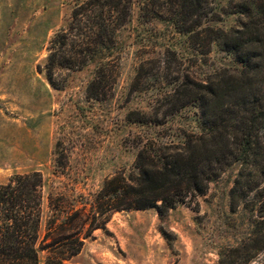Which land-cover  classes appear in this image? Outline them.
<instances>
[{"label":"rangeland","instance_id":"1","mask_svg":"<svg viewBox=\"0 0 264 264\" xmlns=\"http://www.w3.org/2000/svg\"><path fill=\"white\" fill-rule=\"evenodd\" d=\"M84 1L0 0V184L16 174H43L42 239L51 196L90 211L106 182L138 173L141 149L179 147L187 135L201 134L205 109L196 94L207 95L204 87L226 70L242 69L234 55L209 48L205 32L198 40L176 29L179 0H131L128 20L112 31L113 49L83 69L58 70L55 78L66 83L55 88L45 71L48 47ZM228 1L201 2L196 12L190 7L187 26H235L237 16L225 13ZM106 61L117 65V82L107 98H90L88 86ZM239 168L232 164L204 194L163 216L156 207L110 212L73 262L264 264V249L248 261L233 250L251 236L257 218L253 195L235 213L230 209ZM48 256L41 250L40 264Z\"/></svg>","mask_w":264,"mask_h":264},{"label":"trees","instance_id":"2","mask_svg":"<svg viewBox=\"0 0 264 264\" xmlns=\"http://www.w3.org/2000/svg\"><path fill=\"white\" fill-rule=\"evenodd\" d=\"M179 1L173 17L176 29L198 40L205 32L209 48L214 45L234 55L242 65L234 69L235 75L226 70L216 76L204 87L207 95L196 94L205 109L202 133L187 135L183 146L141 149L138 173L106 182L90 211L75 208L64 196H51L52 214L43 239V174H16L0 184V264H40L41 250L49 252L46 264H77L74 257L95 229L105 228L110 212L156 207L163 216L188 196L204 194L234 163L240 168L230 191V209L235 213L243 199L253 195L251 209L257 218L251 236L233 250L248 261L252 252L264 249V0H229L225 13L237 16L236 25L200 30L197 22L187 26L189 8L196 12L201 2L215 0ZM130 2L86 0L74 9L69 26L58 31L48 47L45 71L53 87H65L66 81L55 78L58 70L83 69L113 49L112 31L128 20ZM112 64L97 66L88 97L107 98L108 86L117 82V65Z\"/></svg>","mask_w":264,"mask_h":264}]
</instances>
